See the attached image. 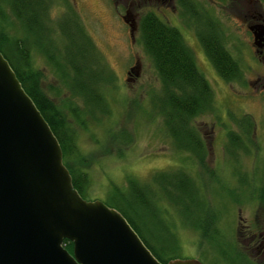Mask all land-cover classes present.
<instances>
[{"label":"rangeland","instance_id":"1","mask_svg":"<svg viewBox=\"0 0 264 264\" xmlns=\"http://www.w3.org/2000/svg\"><path fill=\"white\" fill-rule=\"evenodd\" d=\"M69 1L99 52L106 72L113 77V81L105 80L98 83V87L102 84L101 89L109 113L102 115L98 108L88 106L93 109L98 121L87 119L86 127L77 133V145L86 160L82 166L85 167L84 170L90 179L83 198L98 199L112 205L108 201L110 188L125 192L126 176L133 178L144 184L148 191L156 192L158 197L137 194V199H134L133 196L126 195L123 200L127 202H121L124 205L121 211L138 225L143 238L152 241L156 248H160L163 257L195 258L202 264H251L246 259L264 264V259H260V255L243 249L247 234H236L237 230L239 232L259 230L260 226L261 230H264V209L257 200L254 201L256 196L253 193L258 186L264 188V93L253 91L248 84L256 76V72L260 74L262 71L257 70L258 67L252 61V53L247 44V40L250 42V39L247 38L248 35L240 20L235 16L236 11L241 8V0H194L212 13L222 31L221 41L224 48L240 64L242 73L238 84L223 81L206 62L194 33L176 14L178 8L176 9L175 0ZM126 6H130L129 12L132 15L151 11L161 20L176 27L190 48L197 68L207 80L213 93L214 110L213 113L202 114L194 119L196 124L198 122L202 124L200 130L206 132L207 139L211 141L210 146L213 147L214 155L207 158L206 163L217 166L220 152L221 159H224L223 147L217 148V143L220 142L216 143L215 136L218 127L229 124L227 117L237 119L242 114H248L255 124V133L244 139L246 145L234 162L242 164L236 166L234 171L235 166L224 159L219 170L209 178L207 188L203 189L206 199L213 204L217 215H220L221 234L215 235L213 244L201 238L192 226L182 223L183 218L188 219V211L184 209L187 200L182 198L183 192L169 188L168 191H162L152 181L156 174L162 172L166 174L177 169L185 171L191 177L198 178V175L195 174V170H189V166L191 167L189 159L176 154L171 141L161 128L160 116L153 118L154 111L148 96L158 93L160 83L151 59L143 51L138 34L134 36V44L129 48L127 27L120 18ZM259 8L264 13V0H260ZM61 12L62 7L55 4L51 14L55 16ZM132 48L142 61L140 75H130L126 78L125 68L132 64L134 58ZM33 59L34 65L43 71L42 85L50 94L47 87L58 83L40 56L34 54ZM122 77L125 78L123 82ZM78 103L82 106L81 101ZM119 126L130 130L132 135V143L126 147L122 145L121 155L115 153L114 142L112 137H109V132ZM223 134L221 131V137ZM240 141L242 142V139ZM222 166L229 169V178L222 176ZM235 172L243 175L247 185L243 187L236 185ZM199 190L202 191L200 188ZM175 202H179L180 205L174 204ZM262 221L263 224H259ZM173 227H176L178 249L176 246H169L170 244L165 241L173 236L169 234ZM225 236L228 241L223 242ZM155 238H160L163 242H158ZM231 242L232 246L229 244ZM215 245L224 249L225 259L215 250ZM232 247L236 253L244 254L246 251V259L235 257Z\"/></svg>","mask_w":264,"mask_h":264},{"label":"trees","instance_id":"2","mask_svg":"<svg viewBox=\"0 0 264 264\" xmlns=\"http://www.w3.org/2000/svg\"><path fill=\"white\" fill-rule=\"evenodd\" d=\"M193 2L196 1L177 0L182 10L178 16L186 27L194 28L198 39H201L205 55L218 75L225 81H231L238 75L236 61L230 57L219 38L214 37L211 45L202 41L204 38L201 36L207 26L201 28L200 25L201 20L207 22L203 20L205 9L200 3L194 6ZM55 4L62 7V12L52 16L51 11ZM199 10H203V13ZM138 36L160 83L158 93L148 96L154 111L153 118L160 116L161 128L163 127V132L175 150L190 152L194 156L191 159L193 162H203L201 140L191 121L214 108L213 93L207 80L197 68L194 56L179 30L161 20L155 13L146 11L140 15ZM0 53L55 136L71 184L83 197L90 179L82 166L86 160L78 148L77 133L86 127L87 119L98 121L93 109L88 106L98 108L102 115L109 113L101 89L102 84L98 87V83L113 81V77L106 72L99 52L85 31L75 8L69 0H0ZM34 54L43 59L44 65L58 83L47 87L50 94L42 85L43 71L34 65ZM80 101L83 107L78 103ZM235 120H242L246 128H252L253 119L248 114H242ZM249 134L250 131L247 135ZM109 137H112L114 151L118 155L123 152L122 145L126 147L132 143L131 131L122 126L110 131ZM125 179L127 190L121 192L120 189L110 188L108 201L112 205L104 203L120 212L161 263L175 259L163 257L160 248L143 238L138 225L121 211L124 207L122 203L127 202L123 200L126 195H131L134 199H137V194L158 197L156 192L148 191L144 184L135 179L127 176ZM152 181L162 191H168L169 188L183 192L185 196L182 198L187 200L184 209L188 211V219L183 218L182 223L192 226L201 238L213 244L215 235L221 234L220 215H217L213 204L206 199L203 190L197 193L199 189L194 180L177 169L166 174H156ZM124 188L125 186L122 189ZM253 193L260 207L264 209V188H258ZM174 204L180 205L179 202ZM175 228L169 233L173 236L165 241L169 246H176L178 249ZM155 239L163 242L160 238ZM226 241L228 240L225 236L223 242ZM63 243L66 250L71 252V242L64 239ZM229 244L233 245L232 242ZM215 250L225 259L224 249L215 245ZM232 250L235 257L246 259L242 253H236L234 247Z\"/></svg>","mask_w":264,"mask_h":264},{"label":"water","instance_id":"3","mask_svg":"<svg viewBox=\"0 0 264 264\" xmlns=\"http://www.w3.org/2000/svg\"><path fill=\"white\" fill-rule=\"evenodd\" d=\"M0 264H202L161 263L120 212L79 195L55 136L1 53Z\"/></svg>","mask_w":264,"mask_h":264},{"label":"flooded vegetation","instance_id":"4","mask_svg":"<svg viewBox=\"0 0 264 264\" xmlns=\"http://www.w3.org/2000/svg\"><path fill=\"white\" fill-rule=\"evenodd\" d=\"M172 1V0H170ZM220 1V0H218ZM216 1V2H218ZM224 1V0H223ZM226 1V0H225ZM240 1V0H239ZM114 5L116 4V2H113ZM219 3V2H218ZM241 8L238 9L235 13V16L237 19L240 20L241 26L244 28L246 34L248 35V39L247 40V44H248V48L250 50V52L252 53V61L256 64V66L258 67L257 70L260 69V71H262L260 74H258L256 71V76L253 77L252 80H250L248 82V84L251 86L250 88L253 91H258V92H262L264 93V13L261 11V9L259 8L260 5V0H241ZM177 4V0H175V6L176 9L178 8V12L176 13L177 15L180 14V12H182L181 8L178 6ZM197 4V2H193V5L195 6ZM130 6H126L123 9V14L120 15V18L122 19V17L124 18V23L126 24V30L128 33V37H129V48L132 47V45L134 44V36L136 34H138V20L140 15L135 14H131L129 12V8ZM174 9V8H173ZM201 11V10H199ZM201 13H203V10L201 11ZM205 21L207 22H202L201 20V28H204L203 34L201 36L202 41H205V43L207 45H211V41L213 40L214 37L219 38L220 42L221 39L223 37H221V29L219 28L218 23L215 21L213 15L211 12L205 10V13L203 14ZM192 21V19H191ZM129 24L132 25V27L134 28L132 32L129 31ZM196 25V23H195ZM191 29V31L194 33V36L197 39L198 42V46L201 47L202 51L201 53L203 54V56L206 58V62L208 64L211 65L212 69L216 72L215 68L213 67V65L211 64V62L208 60L207 56L204 53V49L201 45V39H198V36L196 35V32L194 31L193 27H188ZM197 28H199V26H197ZM201 33V32H200ZM254 36H256V39L254 41ZM223 44V43H222ZM133 49V48H132ZM136 50L133 49L132 54L134 55L133 58V62L132 64L128 65L125 68V73H124V77L126 76V78H128V76L130 75H140V68H141V59L139 58V55L136 54L135 52ZM132 55V57H133ZM230 55V54H229ZM230 57H232L230 55ZM236 61V60H235ZM236 66H237V72L238 75L237 77H234L233 80L231 81H225L223 80L219 75V77L229 83H237L238 84V80H240L241 77V67L240 64L236 61ZM210 67V69H211ZM217 73V72H216ZM218 74V73H217ZM124 77H122L121 81L123 82V80L125 79ZM254 92V93H255ZM214 110V108H213ZM212 111L206 112V113H213ZM204 113V114H206ZM230 117V115H228ZM195 119V118H194ZM191 121V125L194 127L195 131L197 132L200 140H201V146H202V154H203V162L200 163H195L193 162L191 159H194V156L190 154V152H187L185 150H176V154L182 158H187L191 161V167L189 166V170H195V174L198 175L197 177H191L189 176L185 171L181 170V172L188 176L192 181L194 180L195 182V186L201 190L207 188L208 185V181L209 178H212L215 174V172L217 170H219V167L222 164V161L225 159L229 160L230 163L233 164V170H236V166H239V164H242V162L240 163H234L237 161V156L239 154L242 153V149L243 147L246 145L244 139L246 140V138H248L247 133H249V131L252 133H255V124L253 123L252 128L248 129L245 127L244 125V121L242 120H235L232 118H228L227 121V126H220L218 127V132L217 135L215 136L216 139V143L219 141L220 143H217V148L218 149H223V153H224V159H221V152H220V157H219V162L217 163V166H215L214 164H209L206 163V159L209 158L210 156L214 155L213 153V147L210 146V139L208 140L206 132L204 130H200V127H202V124L200 122H198L196 124L195 120ZM162 126V125H161ZM213 126V125H212ZM199 127V129H198ZM214 127V126H213ZM163 130V127H162ZM199 130V131H198ZM247 130V131H246ZM223 132V136L221 137L220 132ZM213 132L215 133V131L213 130ZM246 132V134H245ZM166 134V133H165ZM233 134V135H231ZM240 139H242V142L240 141ZM227 143V144H226ZM190 164V162H189ZM221 174L224 178H229V169L226 166H222L221 168ZM192 175V174H191ZM234 179L236 180V185L238 187H243L245 185H247L246 180L244 179L243 175H239V173L235 172V177ZM259 188V186L254 190L255 192L257 191V189ZM200 191V190H199ZM257 199H255L254 201H256ZM259 204V203H258ZM239 211V209H238ZM253 222V221H252ZM251 223V222H249ZM259 224H263L259 223ZM248 226V225H247ZM250 226V225H249ZM262 226H260L259 230H243L242 232H239L238 230L236 231V234H247L245 237V241H244V250H247L248 252H251L253 254H258L260 255V259H264V230H261ZM245 253L243 254L244 256H246V251H244ZM246 258V257H245ZM260 259H258V261H260Z\"/></svg>","mask_w":264,"mask_h":264}]
</instances>
